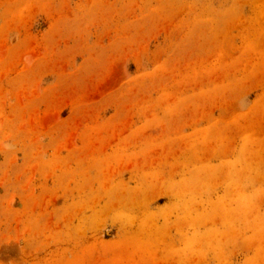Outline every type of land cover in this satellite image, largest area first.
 Here are the masks:
<instances>
[{"label":"rangeland","instance_id":"obj_1","mask_svg":"<svg viewBox=\"0 0 264 264\" xmlns=\"http://www.w3.org/2000/svg\"><path fill=\"white\" fill-rule=\"evenodd\" d=\"M0 264H264V0H0Z\"/></svg>","mask_w":264,"mask_h":264}]
</instances>
